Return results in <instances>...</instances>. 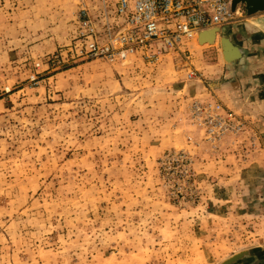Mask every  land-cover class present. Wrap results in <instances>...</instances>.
<instances>
[{"label":"rangeland","instance_id":"rangeland-1","mask_svg":"<svg viewBox=\"0 0 264 264\" xmlns=\"http://www.w3.org/2000/svg\"><path fill=\"white\" fill-rule=\"evenodd\" d=\"M83 1L0 0V264H223L241 253L233 264H264V97L251 104L264 90L241 91L251 103L238 107L260 114L250 119L183 98L184 142L155 152L171 87L188 95L201 76L187 80L185 47L157 61L91 53L131 14ZM238 33L249 56L238 80H260L264 33ZM197 102L222 104L244 131L212 145L191 118ZM228 160L246 165L235 184L205 176Z\"/></svg>","mask_w":264,"mask_h":264},{"label":"built area","instance_id":"built-area-1","mask_svg":"<svg viewBox=\"0 0 264 264\" xmlns=\"http://www.w3.org/2000/svg\"><path fill=\"white\" fill-rule=\"evenodd\" d=\"M114 1L121 15L131 14L128 28L109 46L89 45L91 53L105 56L110 62L125 61L138 50L149 52L146 55L153 61L166 53L180 54L185 42L198 41L199 34L212 31H217L218 38L225 28L243 18L242 12L230 11L232 0ZM197 75L190 69L187 80L193 81ZM190 113L191 118L205 129L207 140L216 146L226 136L239 135L246 126L220 103L205 106L197 102Z\"/></svg>","mask_w":264,"mask_h":264},{"label":"crops","instance_id":"crops-1","mask_svg":"<svg viewBox=\"0 0 264 264\" xmlns=\"http://www.w3.org/2000/svg\"><path fill=\"white\" fill-rule=\"evenodd\" d=\"M229 8L230 11L233 13L242 12L243 18L237 20L233 25L225 28L224 31H222V36H224V38L226 39H229L230 42L239 50L240 57L231 63L226 61L221 42L222 36L216 38L213 43H200L199 40L185 42V48L183 50L185 52L183 53V55L187 53L186 56L187 60L189 61L186 64L187 66L194 67L195 71L200 74L201 80L198 81L195 88H192L189 91L188 95H186V87H188V85H181L182 88L179 87V85L171 87L172 92H176L178 95L176 94L175 97L170 98V101L168 102L169 106L171 104L173 106L169 108L171 110H169L168 112H166L165 110L163 114V118L166 119V122L164 123L165 126H163L162 128H166V132L163 131V133L161 134L162 138L158 140L159 142H157L155 145L157 146V148L153 151H160L163 150V148L165 147L169 148L173 145H176L178 142L176 137L177 135L182 138V140L178 143L182 144V142H184L186 132V124L184 122V117L186 115L182 114V111H184V109L186 111V107L184 106V102L182 101L183 98H185V100L186 98L188 100L201 99L202 101H206L211 98L212 101H214V98H216L217 101H224L226 105H228L232 110H234V113H238L243 119H250V117H248V114H250V116L252 117L255 115H260L257 112L250 113L238 107V105L240 106V104L244 103H261L259 100L264 97V94H255L251 98H256V100H251L250 102V100H246L248 93L245 95L241 93V91L247 89L251 90L250 92L252 93L254 88L264 90V73H261L260 80L254 82H247L244 79L240 81L238 80L240 74H243L244 71L246 72L248 70H245L246 67L244 66V64L248 62L249 56L247 57V53L245 52V46L247 45V43H245L244 49H242L241 47L238 48V46L233 41V36H236V32H239L237 34V37L239 38L242 33H249L250 36H252L253 34L250 39H248L247 41L244 40L245 42H251L254 41L255 32L264 33V0H232L230 2ZM168 54L175 53H166V56L164 58L172 56H167ZM176 55L178 56V54ZM234 74L237 76L235 81L231 80V77ZM244 100L248 102H245ZM137 101L141 102V100H139L138 98ZM167 124L169 126H167ZM252 131H254L255 133L257 132V130L255 129H250V131L247 132L251 133ZM245 144L248 146V143L245 142ZM236 147L237 146H235V150ZM237 150H239V147H237ZM252 152L253 151L251 149L250 157ZM231 163L232 162H229L228 160L226 166H221L219 165L220 163H216L217 165L214 168L209 167V164L207 166H203L205 176L216 177L217 179L222 181L228 180L229 184H235L237 182V174L240 173V171L242 172V169L246 168V165H242L240 167L239 164V167L230 166L229 168V164ZM262 167L264 168V165H262L261 168ZM223 168L227 169V171H225ZM228 171L229 173H231V175H229V177H231L230 179L222 178L220 176L221 173L222 175H225V173H227Z\"/></svg>","mask_w":264,"mask_h":264},{"label":"water","instance_id":"water-1","mask_svg":"<svg viewBox=\"0 0 264 264\" xmlns=\"http://www.w3.org/2000/svg\"><path fill=\"white\" fill-rule=\"evenodd\" d=\"M210 33H213V38L211 39V41H208V43H213L217 38V31H212ZM208 34L209 33L199 34L198 40L200 41V43H205V35H208ZM221 42H222L223 52H224L227 62L231 63L240 57L239 50L230 42L229 39L222 38ZM243 256H244V253L237 254L234 257L230 258L229 260L225 261L223 264H233L234 262H236Z\"/></svg>","mask_w":264,"mask_h":264},{"label":"bare ground","instance_id":"bare-ground-1","mask_svg":"<svg viewBox=\"0 0 264 264\" xmlns=\"http://www.w3.org/2000/svg\"><path fill=\"white\" fill-rule=\"evenodd\" d=\"M213 38V33H209L208 35H205V42L211 41Z\"/></svg>","mask_w":264,"mask_h":264}]
</instances>
